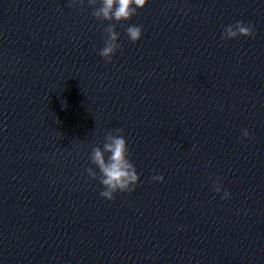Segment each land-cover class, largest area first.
Returning a JSON list of instances; mask_svg holds the SVG:
<instances>
[{"label":"clouds","instance_id":"9594fccd","mask_svg":"<svg viewBox=\"0 0 264 264\" xmlns=\"http://www.w3.org/2000/svg\"><path fill=\"white\" fill-rule=\"evenodd\" d=\"M148 0H88V4L93 6L91 15L101 21H115L109 23L104 28V47L100 49L99 55L106 61L111 62L112 57L117 50H122L118 43L120 33L116 31V25L121 21L130 20L137 14L138 9H142ZM76 3L81 6L84 0H71L70 7H75ZM99 3V6L96 5ZM125 33L132 43H136L142 36V26L130 25L125 28ZM255 37L254 26L250 23L237 21L234 25H228L222 33L223 40H231L239 37ZM243 136L250 138L247 129L243 130ZM130 152L127 141L123 134L122 128H115L107 132L104 136L102 148L94 146L91 150V164L98 169L97 171L89 167L86 169L87 174L94 180H98L103 186L100 196L106 200H113L115 193L128 192L135 190L140 177L137 174L134 164L129 159ZM153 181L164 182L163 175L151 177ZM214 190L217 193L222 191V186L217 183ZM222 199H230L231 193L223 191Z\"/></svg>","mask_w":264,"mask_h":264}]
</instances>
